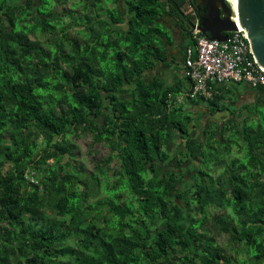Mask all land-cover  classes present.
<instances>
[{"label": "trees", "instance_id": "1", "mask_svg": "<svg viewBox=\"0 0 264 264\" xmlns=\"http://www.w3.org/2000/svg\"><path fill=\"white\" fill-rule=\"evenodd\" d=\"M39 1L34 9V0H0V264H232L217 240L224 234L243 247L238 264H264V88H251L256 101L242 119L220 106L223 86L211 100L197 97L208 114L230 115L220 136L209 128L208 138H194L189 112L176 107L181 88L142 78L165 59V13L186 21L189 39L184 0H124V13L118 0L98 8L100 0H83L80 42L65 30L54 51L39 33L52 34L60 19ZM257 111L260 122L251 120ZM87 135L91 147L110 150L90 159L91 172L72 144ZM175 140L184 148L176 165L196 164V173L169 167ZM101 190L109 199L95 207ZM120 193L130 199L123 206ZM71 234H82L77 252L65 246Z\"/></svg>", "mask_w": 264, "mask_h": 264}, {"label": "rangeland", "instance_id": "2", "mask_svg": "<svg viewBox=\"0 0 264 264\" xmlns=\"http://www.w3.org/2000/svg\"><path fill=\"white\" fill-rule=\"evenodd\" d=\"M51 1L52 0H47L45 1V7L43 9H41V12H43L44 14H53L54 12V16H58V18L60 19L59 22H57L56 24L51 23L52 26L55 28L54 32L52 34H42L41 32L39 33V38L42 42V44H44V46H46V48L50 51H54L55 47H54V43L55 40L60 36V34H62L63 30H67V35H68V39H78L79 40V32L81 31V26L83 27L84 22L80 21V18L77 17V22L74 23V21L72 20L71 16H69L68 14V10L70 9L71 5L73 2H75L76 0H66L65 3V13L62 14V10L60 8V6L55 5L54 8H52L50 10V6H51ZM94 2H96V0H92ZM102 2L101 3H97L96 7H102L104 5V3H106V0H100ZM112 3L109 4H105L107 7H112L115 6V3H113V0H111ZM110 1V2H111ZM36 6H38L39 4L36 2L35 3ZM82 7L79 9L77 8V10H83V5H84V1L82 0ZM118 4L120 5V7H122V10L125 12L126 8H125V2L124 0H118ZM34 9H36V7L34 6ZM49 9V10H48ZM53 11V12H52ZM183 26H185V28H187V23L186 21L183 20ZM162 31V29H161ZM166 36H168V34H165ZM80 42V40H79ZM61 65L64 67V63L62 62ZM235 87V84H228L227 87L223 86V88L226 87V91L225 89H223L222 95L223 97V102L220 104L221 107H228L230 108V110H233L236 116H241L240 119L245 118L246 117V111L245 110H241L244 106H249V107H253V103L256 101V95L254 93V91H250L248 89L243 90L241 93H237L235 94L233 92V90H231V88ZM225 91V92H224ZM129 95V92L123 94V97L127 98ZM184 94L180 93L178 95V98L176 99V107H180L182 109H184L185 111V107L188 106V112L190 111V109L192 110V112H189V116L191 119L187 120L185 125L188 126L192 137L194 138H202V137H206L208 138L209 135H207V133H205L208 130V133L214 129V131H218L216 136H220V128H221V124L224 123L223 121L226 120L230 113L227 110H223V111H219L216 112L214 115H210L208 114L207 108H208V104L205 103H198V99L196 100V98H194L193 100H189L186 98H183ZM182 100V101H181ZM206 106L205 108L202 107ZM236 110V111H235ZM241 110L242 111V115H240L238 113V111ZM185 111V112H187ZM253 121H262L261 118V114L260 112H256L255 116L253 119H251ZM81 133V129L78 130V135H80ZM76 134V133H75ZM75 135H71V137L73 138ZM231 136L234 137L235 134L231 133ZM71 138V139H72ZM92 142V137L91 136H86V137H79V139H75L72 140V144L76 145V149H75V160L78 161H82L85 167V171L86 172H91V163H90V159L95 160L96 162H98L101 158H104L106 156H108L110 154V150L108 149V147L106 148L103 145H99V148H96L97 145H93V147L90 146ZM41 144V149L44 148V144H42V142L40 141ZM211 146H214L213 143ZM169 148V153H171L172 156H175L177 159V156L179 157V153H181L184 148H183V143H181L179 140H175L170 146H167ZM166 147V148H167ZM167 148V150H168ZM235 150V149H234ZM97 151V152H96ZM171 156V158H172ZM231 157V156H230ZM180 159L184 160L183 157H181ZM169 160V159H168ZM51 162H53L52 160H50L48 162V165L51 164ZM168 163V161H167ZM166 162H163L162 164H158V169L159 170H164L165 165L167 166ZM118 162H116V160H112V162L110 163V165L108 166V169H111L110 174H112V170H114L115 166H117ZM171 168V167H170ZM186 168V169H185ZM185 168H181V171H183L184 173H188L190 170L192 171V173L195 172L196 170V164H194L193 166H191V164H187L186 163V167ZM173 169V171L175 173H178L177 170H175L176 168H171ZM194 171V172H193ZM27 176L31 175V177L33 178V180L39 181L40 176L36 173L33 172L31 170V168L27 169ZM114 173V172H113ZM196 173V172H195ZM119 177H112L109 180L110 184H113ZM32 181V180H31ZM102 182V180H101ZM187 184H188V179L187 177H185L184 179H181L179 182V186L177 188V191H174L173 194V200H179L177 199V196L180 195L181 193H183L185 191V189H187ZM110 192V191H109ZM111 196H114V192H110ZM182 195V194H181ZM108 194H106L103 190L100 191V195L98 198L96 199H91L90 202L95 204V207L97 206L96 203L100 201H104V200H108ZM130 200L128 198L127 195H125L124 193H120L119 194V204L120 205H124L125 203H127V201ZM133 202V201H131ZM135 205V204H134ZM136 207V205H135ZM101 210H106V208H101ZM100 210V211H101ZM101 227H105L106 229H110L111 225L108 226L106 224H101ZM82 237V234H71L69 235V237L66 240L65 246L71 247L73 248V250H75L74 252H77V240L80 239ZM227 236L221 235L217 240L220 242V246L222 247V250L224 251V253L231 257L232 259V264H238L239 260H244L247 258L246 254L243 251V247L240 246H233L232 244L227 243ZM69 255V254H66ZM76 256H80V257H86L87 253H81L80 255L74 254L72 252V254L70 255V257L75 258ZM249 264H252V260H249Z\"/></svg>", "mask_w": 264, "mask_h": 264}, {"label": "built area", "instance_id": "3", "mask_svg": "<svg viewBox=\"0 0 264 264\" xmlns=\"http://www.w3.org/2000/svg\"><path fill=\"white\" fill-rule=\"evenodd\" d=\"M183 7L190 19L192 41L183 57V74L190 84L187 96L211 100L218 93V87L228 84L264 88V69L254 58L246 32L235 21L234 12L231 21L235 22L236 29L227 33V40L222 42L209 40L200 32L199 16L190 0H184Z\"/></svg>", "mask_w": 264, "mask_h": 264}, {"label": "water", "instance_id": "4", "mask_svg": "<svg viewBox=\"0 0 264 264\" xmlns=\"http://www.w3.org/2000/svg\"><path fill=\"white\" fill-rule=\"evenodd\" d=\"M200 32L209 40L226 41L238 25L246 32L254 58L264 69V0H236L235 11L228 0H195Z\"/></svg>", "mask_w": 264, "mask_h": 264}, {"label": "crops", "instance_id": "5", "mask_svg": "<svg viewBox=\"0 0 264 264\" xmlns=\"http://www.w3.org/2000/svg\"><path fill=\"white\" fill-rule=\"evenodd\" d=\"M182 23L183 22L179 21L177 18H173L169 14L165 13L162 16L161 21H159V27L164 34H168V36L165 35L161 39L165 59L162 62L157 61L153 68L146 70L142 75V78L147 81L157 79L168 87L176 88L179 86L182 91L180 93H184L190 88V84L183 74V57L185 48L192 45L190 34H188L189 39L185 37V26H183ZM226 87L221 88L222 92L223 89L226 91ZM247 88L252 91L246 84H237L234 88L232 86L231 90L237 94ZM180 93H176L174 98L177 99ZM183 98H185V96ZM193 99L194 98H191L189 100ZM201 106L204 108L206 107L203 105ZM185 108V111H187L189 107L186 106ZM190 111L192 112L191 109Z\"/></svg>", "mask_w": 264, "mask_h": 264}, {"label": "flooded vegetation", "instance_id": "6", "mask_svg": "<svg viewBox=\"0 0 264 264\" xmlns=\"http://www.w3.org/2000/svg\"><path fill=\"white\" fill-rule=\"evenodd\" d=\"M38 3V4H40V1L39 0H34V3ZM65 3H66V0H52L51 1V6L49 7L50 8V10L52 9V8H54L55 7V5H58V6H60V8H61V10H62V14L63 13H65ZM82 0H76L75 2H73L72 3V5H71V7H70V9L68 10V14H69V16H73L74 18L75 17H81L82 16V13H83V11L81 10H77V8H81L82 7ZM184 6V5H183ZM35 7H36V9H37V7H39V5L38 6H36V4H35ZM53 12V11H52ZM87 14H89L91 17H93V10H87V12H86ZM123 13H124V11H123ZM53 14H54V12H53ZM65 31V29L63 30V32ZM248 89V88H247ZM249 90V89H248ZM171 153H170V163L168 164L169 165V167H171V168H176L175 170H177L178 172L181 170V167L179 166V165H176V162H177V160H176V157L175 156H172V158H171ZM182 172V171H181Z\"/></svg>", "mask_w": 264, "mask_h": 264}, {"label": "bare ground", "instance_id": "7", "mask_svg": "<svg viewBox=\"0 0 264 264\" xmlns=\"http://www.w3.org/2000/svg\"><path fill=\"white\" fill-rule=\"evenodd\" d=\"M229 3L231 4L233 11H235V5H236V0H229ZM235 21L237 22V19H235ZM240 27V26H239ZM241 28V27H240Z\"/></svg>", "mask_w": 264, "mask_h": 264}]
</instances>
